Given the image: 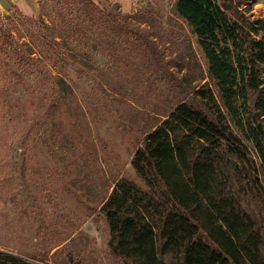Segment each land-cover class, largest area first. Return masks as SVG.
I'll list each match as a JSON object with an SVG mask.
<instances>
[{"label": "rangeland", "instance_id": "obj_1", "mask_svg": "<svg viewBox=\"0 0 264 264\" xmlns=\"http://www.w3.org/2000/svg\"><path fill=\"white\" fill-rule=\"evenodd\" d=\"M27 1L26 10L11 6L0 14V264H16L13 257L39 264H131L114 253L116 238L102 204L120 179L164 202L131 159L184 92L206 84L217 95L207 59L177 15V0H144L129 10L92 0L127 20L111 31L75 8L85 34L98 36L96 49L74 40L62 45L51 73L63 76V84L35 71L18 82L12 47L45 50V25L64 5V0ZM223 2L230 13L264 19V0ZM243 141L264 187L255 148ZM241 198L264 232L259 192L245 189Z\"/></svg>", "mask_w": 264, "mask_h": 264}, {"label": "trees", "instance_id": "obj_2", "mask_svg": "<svg viewBox=\"0 0 264 264\" xmlns=\"http://www.w3.org/2000/svg\"><path fill=\"white\" fill-rule=\"evenodd\" d=\"M63 4L45 25V50L12 47L18 82L35 71L63 84V76L51 73L62 45L74 40L96 49L98 36L85 34L75 8L111 31L127 20L92 0ZM175 10L198 39L217 95L206 84L184 92L134 152L132 167L164 202L124 179L116 182L101 207L116 238L114 253L131 264H264L263 225L241 202L245 189L259 192L264 215L257 162L243 141L254 146L264 172V19L230 13L223 0H177Z\"/></svg>", "mask_w": 264, "mask_h": 264}, {"label": "crops", "instance_id": "obj_3", "mask_svg": "<svg viewBox=\"0 0 264 264\" xmlns=\"http://www.w3.org/2000/svg\"><path fill=\"white\" fill-rule=\"evenodd\" d=\"M110 2L116 3L120 6L122 10H129L133 4L136 2H141L144 0H108ZM27 0H0V14L3 11H6L11 6L20 7L21 9L26 10L28 8Z\"/></svg>", "mask_w": 264, "mask_h": 264}]
</instances>
